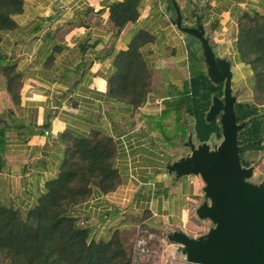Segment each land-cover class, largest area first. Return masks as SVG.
<instances>
[{
    "label": "crops",
    "instance_id": "0c3cea01",
    "mask_svg": "<svg viewBox=\"0 0 264 264\" xmlns=\"http://www.w3.org/2000/svg\"><path fill=\"white\" fill-rule=\"evenodd\" d=\"M115 1L120 0H25L17 25L4 32L0 53L14 64L20 81L14 96L0 64V198L19 209L35 202L46 182L59 175L68 140L98 130L116 143L120 184L110 191L94 185L75 214L87 223L119 210L101 223L100 235L128 224V215L146 212L148 225L157 220L198 236L212 226L196 213L206 199L204 181L198 174L170 172L180 141L171 146L160 139L164 92L189 80V51L196 46L174 24L170 3L184 16L199 8L194 16H202L214 51L230 60L235 78L245 74L233 42L235 22L243 12L264 11V0H140V16L119 33L110 28ZM142 32L153 36L141 49L151 90L135 108L110 91L109 80L119 76L122 52ZM166 74L169 81L162 79ZM253 166V175L264 180V169ZM133 264L167 263L156 252Z\"/></svg>",
    "mask_w": 264,
    "mask_h": 264
},
{
    "label": "trees",
    "instance_id": "16d2710c",
    "mask_svg": "<svg viewBox=\"0 0 264 264\" xmlns=\"http://www.w3.org/2000/svg\"><path fill=\"white\" fill-rule=\"evenodd\" d=\"M24 2L0 0V42L4 32L17 25L15 15L23 12ZM170 4L175 14L173 21L179 9L183 26L202 23V16L195 17L193 13L199 8H194L191 16H184L176 3ZM139 16L140 0L115 1L110 5V28L119 33ZM152 38L148 32L140 33L119 58V76L109 80L110 91L129 98L135 108L140 107L151 90V71L141 49ZM233 38L245 73L253 77L256 90L255 100L235 102L238 122L244 123L238 131L240 157L242 164L249 167L255 165L250 156L264 151V11L241 13L233 28ZM203 60L191 49L189 80L181 89L172 87L164 92L160 139L167 140V145H171V140L176 144V140L184 138L182 144L188 146L191 134L197 143L208 142L213 135L222 137L219 118L208 121L206 115L214 94L223 96L224 83H215L210 78L202 66ZM0 64H4L9 91L17 95L20 73L1 53ZM68 141V156L59 175L46 182L35 202L19 209L0 198V253L6 256L5 264H133L132 250L126 246L123 233L128 224H140L150 233L146 223L143 224L146 212L138 220L134 215L126 218L128 224L115 228L109 236L100 235L99 226L119 210L106 212L95 222L87 223L74 212L77 204L89 198L94 185L110 191L120 184V174L114 166L117 150L114 139L94 130L88 138Z\"/></svg>",
    "mask_w": 264,
    "mask_h": 264
},
{
    "label": "water",
    "instance_id": "95a60500",
    "mask_svg": "<svg viewBox=\"0 0 264 264\" xmlns=\"http://www.w3.org/2000/svg\"><path fill=\"white\" fill-rule=\"evenodd\" d=\"M187 35L200 41L207 72L215 83H224V94H214L206 119L220 116L223 139L211 147L208 142L194 143L189 136L190 152L169 163L168 170L182 176L198 174L204 181L206 199L196 208L201 219L212 226L192 236L175 229L169 238L181 245L187 261L196 264H264V180H249L254 166H244L240 157L239 123L233 94V71L227 58L217 57L202 23L183 26L182 14L173 21Z\"/></svg>",
    "mask_w": 264,
    "mask_h": 264
},
{
    "label": "rangeland",
    "instance_id": "374dc122",
    "mask_svg": "<svg viewBox=\"0 0 264 264\" xmlns=\"http://www.w3.org/2000/svg\"><path fill=\"white\" fill-rule=\"evenodd\" d=\"M188 36H189V40L191 42H195V44H196V46H193V49H195L199 53V55H201L202 58L204 59L200 41L197 39L196 36H194L192 34H190ZM215 53L219 59L218 53L217 52H215ZM242 65H243V63H242ZM202 66L207 70V65H206L204 60H203ZM243 67H244V65H243ZM162 79L169 81L170 80L169 74H166L165 76H163ZM232 87H233V94L236 96L237 100H242V101L243 100H251V101L255 100L256 90L254 89V79L248 73L244 74V72L242 73L240 71V75L239 76L236 75L235 78L232 79ZM160 93H163V92H160ZM217 117L220 119V116H217ZM190 122H192V124H193V119H190ZM222 139H223V136L220 138L216 135H213L210 138V140L208 141V143L213 148V147L219 145L220 142L222 141ZM184 140L185 139L182 138V139L178 140L180 142H177L178 144L180 143V149H178V151H177V153L180 154L179 157L186 155L190 152L189 147L187 148V147L183 146L182 142ZM193 141H194V143L198 144L197 141H195V140H193ZM169 144L175 145V143L172 140ZM250 157L253 158L252 161L255 163L256 166L262 167L264 169V163L262 162L264 160V151L263 150L259 151L257 153H254ZM249 180L257 183V182H260V177H258L257 175H253ZM131 216H128L126 218L130 219ZM140 216H141V214L137 213L133 216V218L135 220H138L140 218ZM139 221H141V220H139ZM106 222H108V221H106ZM151 223H152V226L146 224L148 231H151L157 235L155 237L151 238L150 244L152 245L154 250L160 254V257H162V260L165 263H167V264H196V263H192V262L187 261L186 256L182 253L181 245L175 241L170 240L168 235H169V233H171L173 231L170 226L162 223L161 221H157V220H152ZM143 224H145V222ZM126 226L129 228L126 231H124V233H123V235L125 237L124 242H125L126 246L132 250V255H133V247H134L135 239L138 235L137 227L141 226V225L136 224V226H135L133 224H128ZM109 233L111 234L112 231H110ZM141 234H147L146 229L141 228ZM5 260H6V256H4L3 254L0 253V264H5ZM8 264H10V263H8Z\"/></svg>",
    "mask_w": 264,
    "mask_h": 264
},
{
    "label": "built area",
    "instance_id": "2783aa9c",
    "mask_svg": "<svg viewBox=\"0 0 264 264\" xmlns=\"http://www.w3.org/2000/svg\"><path fill=\"white\" fill-rule=\"evenodd\" d=\"M137 229L138 235L135 239L133 247V262L138 261L142 258V256L149 258L156 253L150 244V240L153 235L151 233L141 234V226H138Z\"/></svg>",
    "mask_w": 264,
    "mask_h": 264
}]
</instances>
